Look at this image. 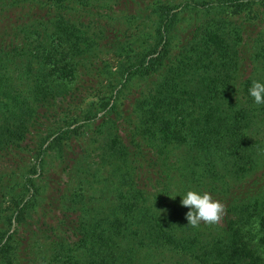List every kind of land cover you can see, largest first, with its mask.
<instances>
[{"label": "trees", "instance_id": "1", "mask_svg": "<svg viewBox=\"0 0 264 264\" xmlns=\"http://www.w3.org/2000/svg\"><path fill=\"white\" fill-rule=\"evenodd\" d=\"M79 1L83 7L77 10ZM105 1L0 0V158L20 151L37 155L33 170L25 165L20 175L0 173V213L6 193L12 191L26 198L21 208L15 204L18 218L24 217L28 205L44 197L47 213L61 214L56 228L46 221L23 227L16 259L9 247L12 235L3 227L11 226V217L6 215L0 220L4 222L0 264H123L120 251L128 232H146L143 237L149 244L160 239L163 245L176 246L178 238L186 235L181 229L186 222L168 221L162 208L158 207L159 214L152 210L151 202L169 205L180 201L179 193L188 188L210 192L214 199H223V205L228 199L223 211L239 218L226 223L221 217L223 233L236 232L231 239H239L240 249L235 250L242 251L244 264H264V240L257 246L251 244L242 234L248 224L241 226L255 213L264 215V173L256 174L252 183L243 180L255 164L244 140L243 127L248 123L241 125L239 119L251 112L230 116L217 105L231 86L238 89L232 79L249 62L252 66L255 59L264 58V44L257 42L260 30L244 20L237 33L242 40L238 44L241 62H234V50L224 33V13L264 0L185 1L180 12L195 7L193 22L184 32L179 23L185 16L178 18V12L167 5L158 12L150 34L143 24L151 22L159 0ZM133 24L141 26L137 40L131 39ZM107 53L118 56L119 62L109 64L104 58ZM98 75L107 81L102 87L110 99L106 107L81 117L80 127L90 128L95 119L100 122L84 144H79L77 127L45 129V122L63 108L62 103L81 99V89ZM135 82L142 86L139 95L131 98ZM257 107L264 110V105ZM184 144L203 156L204 164L208 159L205 167L200 163V173L182 160ZM243 158L249 160L242 163ZM84 160L96 165L97 172L79 166ZM52 161H58V170L49 181ZM231 172L242 177L240 186L228 183ZM37 174L44 183H51L46 185L50 190L37 191ZM19 176L22 184L11 185ZM106 182L117 184L116 207L111 211L96 202L106 195V187H101ZM251 194L249 203L246 199ZM117 211L128 219L120 220ZM100 228L101 241L96 240ZM133 239L125 246H134ZM98 241V248L92 250Z\"/></svg>", "mask_w": 264, "mask_h": 264}, {"label": "rangeland", "instance_id": "2", "mask_svg": "<svg viewBox=\"0 0 264 264\" xmlns=\"http://www.w3.org/2000/svg\"><path fill=\"white\" fill-rule=\"evenodd\" d=\"M108 1L110 0H106L105 3H107ZM185 1H202L203 3L209 1L210 3H216L222 0H159V2L155 4L154 9L152 11L150 17L152 18L151 22L148 21L146 22V24H143L144 29L150 30V34L151 29L153 27V22L156 19L158 12L162 8H166L167 5H170V8L172 10H176L178 12V18L185 16L182 18L183 21L179 23V27L182 28V32H184L185 26L187 27L193 22V14L195 7L194 6L186 13L180 12L182 10L181 4ZM82 7L83 5H81V2L79 1V4L77 5V10H80L79 8ZM224 16L226 18L224 20V33L230 48L234 50L232 52V58L234 62H241L240 52L238 54V44H240L242 40H239L237 33L240 23L242 21L248 20L251 24L255 25V30H260V39H258L257 42H259L260 44H264V1L244 9L238 7L228 8L224 13ZM130 33L132 34L131 39L137 40L141 37V26L133 24L131 26ZM175 42H177V39ZM254 51H256V49ZM87 56H90L89 52ZM104 58L111 65H116L119 62V57L115 56V54L113 53L105 54ZM255 60L256 61L254 64L252 63V66L249 62L248 65L244 68V70L238 73L236 79H232L233 84H235L236 88L238 89H235L231 86V90L228 91V94L223 97V99L220 101V104H217L221 112L227 113L230 116H235L237 114L244 113L245 110L251 112V114L246 118L242 115V118L239 119L241 125H243L244 122L248 123L247 126L243 127L246 132L244 140H247V151L251 154V157L253 159L252 164H255L251 175L249 177L243 178V180H246L249 183H252V180L256 176V174L260 177L262 173H264V110H261L260 107H257V105L253 104L254 98H252L248 93L249 86L253 79L264 80V58L258 57V59ZM101 64H103V62H101ZM232 72L234 73V75L236 74V72H234L233 70ZM249 78L250 80L248 81ZM96 81H98V85H95L97 84ZM106 83L107 81L105 80L104 76L98 75V77H94L93 79H91V81L87 82L86 86H84L83 89H81L80 91L82 98L78 100L75 99L71 103H62L64 105L63 108L59 109V111L56 115H54V117L50 118L49 121L47 120L45 122L44 128L50 129V131L52 132L55 129L57 130L58 127H77L79 132V136L77 137V139L79 140V144H84V142L88 139L87 135H90L93 129H95L96 125L100 122L98 121V119H95L94 123H91L90 128H86L85 126L80 127V125H82L81 117L84 118L86 112H89L91 110H93L94 112L95 110H100L102 107L107 106V102L110 97H108V92H106L105 88L102 87ZM141 86L142 85L139 82L133 83L131 87L132 93L130 96L139 95V90ZM134 96H132L131 98H133ZM126 101L127 99L124 100L125 103ZM128 102L129 100L127 101V103ZM110 103L112 102L110 101ZM248 120H251L252 122L250 123ZM84 131L85 133L83 134ZM27 154L24 151H20L17 155L13 157H1L0 173H3L6 177H12L13 174L20 175L25 172L23 169L25 165H28V168L33 170L36 167L35 162H37V155L33 152H27ZM180 156L182 160H184L186 163L195 165V170L198 173H200L201 170L200 163L202 162L201 165L205 167L206 162H208V159H206L204 164L201 159V157L203 156L197 154V152L187 144L182 145V147L180 148ZM248 160V158H243L242 163H245ZM84 162L85 164L79 166L91 167L89 172H97L98 167L96 165L92 164L88 160H84L81 163ZM50 170L48 172L50 173V175L48 174L47 176V179L49 181L50 176L56 174V170H58V161L53 162L50 167ZM58 174L60 175V172H57V175ZM34 178L36 179V185L38 187L37 191L45 193L47 189L50 190V187H46V185H51V183L46 181L44 183V180L40 179L38 177V174L34 175ZM91 178L92 177H89V179ZM20 179L22 178H20L19 176V180L14 184L13 182H11V185L20 186L22 184V180L20 181ZM241 179L242 177H237L236 173H232L231 176L227 178L228 183L231 186H234L235 184L240 186L242 181ZM95 184L96 183H94V185ZM52 186L55 187V185ZM115 186H117V184L110 185L108 182L103 183L101 185V187H106L107 193L106 195L104 194V197L100 198L96 202L98 203V205H100L99 207L102 206L104 208V211L106 209L107 211H111L113 208L116 207V205H114V199L116 197L114 193ZM263 186L264 182L263 184H261V188H263ZM6 195V199L3 200L5 203L3 204L2 212L0 213V220H5L7 218L6 215L10 216L11 226H3L4 222H0V228L2 226L4 228H7V235H12L9 247L11 248L13 257L16 259V255L14 252L18 247V236L21 232L22 235L25 234L24 230L26 228L23 227H28L30 225L41 226L40 223L46 221L50 224L51 227L56 228L57 225H59L60 223L61 214L60 211H56L57 215L55 216H53L50 212L48 214L46 211V207L48 206L47 199L44 197L42 201L35 202L33 205H28L25 208L26 214L24 215V217L18 218L19 212L16 209L15 204H19L17 205L18 209L21 208L25 204L26 198L18 197L19 195H17V193H13L12 191H8ZM215 199H219L223 205V199L219 197ZM252 199L253 197L251 194L248 196V199H246V201L250 203L252 202ZM226 201L227 205H223V207L228 206V199ZM152 202V210L159 214L161 212V209H159L158 207L162 208V215L168 221L173 222L176 225H181L184 223V220L186 224L184 223L181 229L185 232L186 235L183 238H178L176 246H168L167 244H161L160 239H157L156 241L154 240V243L151 242V244H149L150 241L143 237V235H146V232L143 235L140 233L137 235H131L128 232V241L126 243H129L130 240L133 239L132 237H136L135 239H133L134 246H131L129 248V245L125 246L126 243L122 245L123 248L128 251L126 257L124 254L125 250L122 249L120 251L124 260L123 264H244V260L241 256L242 251L235 250V248L240 249L239 239H235L236 241H233V239H231V236H234L236 232L230 231L228 234H224V231L222 230V227H224L223 221L229 223L231 218L232 220L237 217L239 218V215H235L233 213L225 214L226 212L223 211L219 219L215 223L208 224L201 221L199 226L191 227V225L188 224L187 220L185 219V211L188 209L183 207L180 204V201L175 200L174 202H172V204L169 205H157L156 201L153 202L154 204ZM98 215H102V213ZM115 215L120 220L128 219L124 218L123 213H121L120 211H117ZM94 216L92 215V217ZM221 217L223 221L221 220ZM20 219L24 220L19 221ZM243 221H245V219ZM21 223L25 225H21ZM241 226H244L242 234L247 235L245 240H250L251 244L255 245V243H257L258 241L264 240V215H256L255 213V215L249 217L246 223L241 222ZM56 230L50 233L54 235ZM209 230L211 232H209ZM101 231L102 228L99 229L98 237L96 238V240L101 241ZM239 231H241V229L237 230V233ZM60 234L65 233L61 230ZM103 234H107V232L104 231ZM243 238L244 237H242V239ZM100 241L96 242L95 245L93 244L92 250H96L98 248ZM204 244H208V247H204ZM85 248L82 249V252ZM84 252H86V249ZM83 259L86 262L88 260L86 256L83 257Z\"/></svg>", "mask_w": 264, "mask_h": 264}, {"label": "clouds", "instance_id": "3", "mask_svg": "<svg viewBox=\"0 0 264 264\" xmlns=\"http://www.w3.org/2000/svg\"><path fill=\"white\" fill-rule=\"evenodd\" d=\"M248 93L254 98L255 105H264V80L253 79ZM177 194L172 197L175 198ZM179 194L182 197L180 204L188 209L185 217L191 226L197 227L201 221L212 224L219 219L223 205L219 200L214 199L210 192L188 188Z\"/></svg>", "mask_w": 264, "mask_h": 264}]
</instances>
